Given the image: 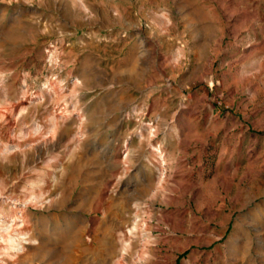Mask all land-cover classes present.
<instances>
[{
    "label": "rangeland",
    "instance_id": "1",
    "mask_svg": "<svg viewBox=\"0 0 264 264\" xmlns=\"http://www.w3.org/2000/svg\"><path fill=\"white\" fill-rule=\"evenodd\" d=\"M0 261L264 264V0H0Z\"/></svg>",
    "mask_w": 264,
    "mask_h": 264
},
{
    "label": "clouds",
    "instance_id": "2",
    "mask_svg": "<svg viewBox=\"0 0 264 264\" xmlns=\"http://www.w3.org/2000/svg\"><path fill=\"white\" fill-rule=\"evenodd\" d=\"M20 239H22V240H23V239H24V237H21ZM25 242H27V241H25ZM32 243H35V241H32ZM4 254H5V255H7V252H5ZM12 258L14 259V257H12ZM0 264H2V261H0Z\"/></svg>",
    "mask_w": 264,
    "mask_h": 264
}]
</instances>
